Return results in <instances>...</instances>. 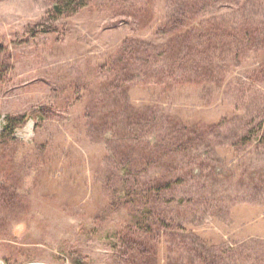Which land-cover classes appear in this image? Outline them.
Wrapping results in <instances>:
<instances>
[{
	"label": "rangeland",
	"instance_id": "1",
	"mask_svg": "<svg viewBox=\"0 0 264 264\" xmlns=\"http://www.w3.org/2000/svg\"><path fill=\"white\" fill-rule=\"evenodd\" d=\"M55 1L0 0V264H264V0ZM193 1L219 40L194 34L183 81L138 56L110 85L121 43L165 40ZM142 107L192 145L126 166L139 148L103 124Z\"/></svg>",
	"mask_w": 264,
	"mask_h": 264
},
{
	"label": "trees",
	"instance_id": "2",
	"mask_svg": "<svg viewBox=\"0 0 264 264\" xmlns=\"http://www.w3.org/2000/svg\"><path fill=\"white\" fill-rule=\"evenodd\" d=\"M91 0H56L52 6V11L56 15H62L66 12H75L80 7L85 5L87 2ZM202 6L198 1L189 2L180 6L178 9L180 12H176L170 18V22L167 24V37L165 40L161 42H149L145 40H134L132 37L126 38L121 45L117 48L113 57L108 60L109 69L113 72L114 77L109 82L115 88H120L122 84L127 83V79H124V82L118 79V68L122 63L127 64H136L137 57L141 56L142 65L146 64V66L150 67L153 70H158L161 79H165L167 82L176 80L177 82H182L184 76L183 72L184 67L188 62V58L186 55L187 47L190 43L195 42L194 34H198V42L200 39L209 38L212 41L218 42L219 39L215 38L218 32L211 24H206L203 26V21L200 19V8ZM206 26V27H205ZM203 31L207 36H203L199 34V32ZM198 44V43H196ZM140 68V67H139ZM184 70V71H183ZM182 72L170 74L169 72ZM140 72V71H139ZM134 75V76H133ZM186 75V72H185ZM139 74H132L131 79H136ZM126 82V83H125ZM148 108L142 107L135 110L136 118H130L127 114L124 117H120L117 122L114 123H104V131L103 134L108 138L109 135L114 138H121V142H131L127 145L129 149L132 145H135L139 148V152L132 156L130 153H127V157H124L126 161H130L126 166L131 167V161H141L144 163L145 158L149 153H153L156 155L168 153V152H184L188 147L192 145L193 139L191 136L195 135L197 128L196 126H180V129L184 128V130H188L187 135H173L171 132L162 133L160 129L153 127L154 122L150 123L146 121L144 118L148 115ZM119 112L116 110V113ZM115 119V118H114ZM16 116H9L6 121L5 130H9L12 132L17 122ZM114 125V126H113ZM115 126H118L116 128ZM259 133H256L258 135ZM105 137V138H106ZM257 137L260 139H264V126L263 131ZM249 138V137H248ZM254 139V135L250 136V140ZM148 153V154H147ZM178 178L171 176L162 181V184L158 183L156 185V189L161 188L160 186H167L173 188ZM130 188H123V195H130ZM150 190V189H149ZM143 191V198H145L144 193L147 189L139 190V192ZM150 214L152 212L150 211ZM149 216V213H148ZM159 221V220H158ZM147 225V224H145ZM147 227V226H146ZM150 230V229H149ZM143 241V240H142ZM141 241V242H142ZM146 243H141L140 251L147 253L149 249L145 247ZM72 260L74 264H87L86 260L75 254L72 256ZM156 261V260H154ZM152 264H157V262H152Z\"/></svg>",
	"mask_w": 264,
	"mask_h": 264
},
{
	"label": "built area",
	"instance_id": "3",
	"mask_svg": "<svg viewBox=\"0 0 264 264\" xmlns=\"http://www.w3.org/2000/svg\"><path fill=\"white\" fill-rule=\"evenodd\" d=\"M32 264H37V263H32Z\"/></svg>",
	"mask_w": 264,
	"mask_h": 264
}]
</instances>
